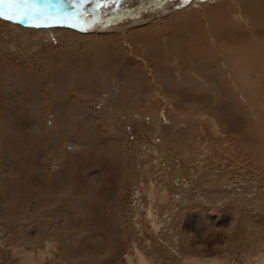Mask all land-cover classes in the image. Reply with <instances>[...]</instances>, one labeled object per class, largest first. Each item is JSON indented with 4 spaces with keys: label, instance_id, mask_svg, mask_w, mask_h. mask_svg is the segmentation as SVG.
Returning <instances> with one entry per match:
<instances>
[{
    "label": "rangeland",
    "instance_id": "obj_1",
    "mask_svg": "<svg viewBox=\"0 0 264 264\" xmlns=\"http://www.w3.org/2000/svg\"><path fill=\"white\" fill-rule=\"evenodd\" d=\"M248 5L264 0L0 18V264H264V28Z\"/></svg>",
    "mask_w": 264,
    "mask_h": 264
},
{
    "label": "snow or ice",
    "instance_id": "obj_2",
    "mask_svg": "<svg viewBox=\"0 0 264 264\" xmlns=\"http://www.w3.org/2000/svg\"><path fill=\"white\" fill-rule=\"evenodd\" d=\"M61 3L77 8L83 0H0V18L17 23L28 21L30 27L49 26L48 21L52 24H64L70 18L61 15L66 11L60 7ZM98 6L106 7L107 4L99 3Z\"/></svg>",
    "mask_w": 264,
    "mask_h": 264
},
{
    "label": "bare ground",
    "instance_id": "obj_3",
    "mask_svg": "<svg viewBox=\"0 0 264 264\" xmlns=\"http://www.w3.org/2000/svg\"><path fill=\"white\" fill-rule=\"evenodd\" d=\"M137 1V0H136ZM142 1V0H141ZM218 0H209V3L213 4ZM221 1V0H220ZM135 2V1H133ZM136 3V2H135ZM131 4V3H130ZM253 7V8H251ZM248 9L250 10V12L252 13V16L249 14V16L252 19V23H254V25L257 27L262 26L264 28V8L263 7H254L252 5H248ZM68 12V11H67ZM80 12V11H79ZM63 14V13H62ZM147 17V16H146ZM30 22L27 23H22V24H28L29 25ZM76 23V22H75ZM21 24V23H20ZM107 24V23H106ZM118 24V23H117ZM48 25H54L52 23H48ZM56 25V24H55ZM58 25V24H57ZM44 28L45 26H41L38 28ZM47 27V26H46ZM262 27H260L262 29ZM142 31V30H141ZM141 31L140 30H132L130 33H127L128 35H134L136 38H140L141 37ZM126 34V35H127ZM145 34V33H144ZM131 38V37H130ZM134 38V37H133ZM62 108V107H61ZM11 147V146H10ZM12 148V147H11ZM72 147H67V150H72ZM72 172V171H71Z\"/></svg>",
    "mask_w": 264,
    "mask_h": 264
},
{
    "label": "water",
    "instance_id": "obj_4",
    "mask_svg": "<svg viewBox=\"0 0 264 264\" xmlns=\"http://www.w3.org/2000/svg\"><path fill=\"white\" fill-rule=\"evenodd\" d=\"M75 23L67 22L66 24H58L59 26H66V27H75ZM74 25V26H73Z\"/></svg>",
    "mask_w": 264,
    "mask_h": 264
}]
</instances>
